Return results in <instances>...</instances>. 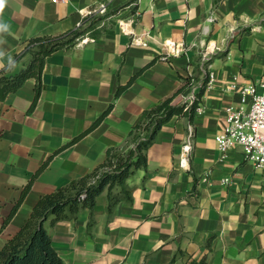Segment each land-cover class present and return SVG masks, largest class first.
Here are the masks:
<instances>
[{
    "label": "crops",
    "instance_id": "0c3cea01",
    "mask_svg": "<svg viewBox=\"0 0 264 264\" xmlns=\"http://www.w3.org/2000/svg\"><path fill=\"white\" fill-rule=\"evenodd\" d=\"M102 3L105 15L85 16ZM89 18L99 19L94 28L47 58L35 108V79L0 102V229L32 183L0 234V250L41 196L105 163L107 151L123 145L143 113L173 96L183 78L202 80L201 53L213 44L214 79L200 110L192 121L175 116L160 130L148 168L126 181L132 201L117 203L111 214L105 190L93 216L86 208L45 226L64 264H264V170L239 146L223 157L216 142L225 109L241 104L232 86L263 91L264 0H5L0 71L31 38L61 35ZM131 33L149 44L133 43ZM170 43L181 54L168 55ZM186 93L173 103L182 105ZM189 126L193 148L184 168Z\"/></svg>",
    "mask_w": 264,
    "mask_h": 264
},
{
    "label": "trees",
    "instance_id": "16d2710c",
    "mask_svg": "<svg viewBox=\"0 0 264 264\" xmlns=\"http://www.w3.org/2000/svg\"><path fill=\"white\" fill-rule=\"evenodd\" d=\"M98 20L97 18L85 19L78 28L61 35H38L28 40L24 50L12 60L14 63L0 71V102L11 93L18 91L27 80L35 79L37 81L36 97L31 109L35 108L42 90L41 76L47 58L56 51L68 49L77 44L89 30L94 28ZM27 56L30 57L29 63L17 71L16 68ZM182 80V86L173 96L143 113L141 120L131 129L123 145L112 147L107 151L105 163L88 175L72 181L69 185L40 197L25 225L0 250V264H64L45 226L49 219L53 224L71 221L86 208L93 216L97 197L105 190H108L111 214L117 203L132 201L130 191L125 188L126 181L138 170L148 168V150L154 144L160 130L175 116L186 117L191 121L194 118L198 101L188 111H185L183 105L173 103L177 95L188 89L192 78ZM124 89L125 87H120L117 96ZM203 92L204 89L199 94V100ZM113 106L112 104L107 109L93 127L103 120ZM31 186L32 183H29L25 187L21 199L5 220L3 228L0 229V234L11 221ZM116 188H119L117 192H115ZM188 264L209 263L206 258H203L191 260Z\"/></svg>",
    "mask_w": 264,
    "mask_h": 264
},
{
    "label": "built area",
    "instance_id": "2783aa9c",
    "mask_svg": "<svg viewBox=\"0 0 264 264\" xmlns=\"http://www.w3.org/2000/svg\"><path fill=\"white\" fill-rule=\"evenodd\" d=\"M56 2H66L67 0H55ZM108 12V7L105 3L99 5L98 8L85 12V16L105 15ZM129 24V23H128ZM128 24H125V29ZM131 32V31H129ZM132 42L147 46L149 39H143L131 33ZM84 40L83 42H86ZM169 54L177 56L181 54L182 49L178 48L176 44L170 43ZM217 45L208 44L201 53V65L204 78L200 81H191L184 97L182 105L185 111L198 101L196 108L199 107V94L206 89L214 79V73L211 71V60L217 51ZM207 78V81H206ZM259 86L263 88L260 92L257 85H243L239 87L234 84V89H239L241 93V104H230L226 109L227 125L224 131L216 137L218 149L226 157L229 150L239 146L243 149L245 159L254 163L257 169L264 170V78ZM194 130L189 126V134L184 145L181 165L184 168L189 167L190 154L193 148ZM227 181V180H225Z\"/></svg>",
    "mask_w": 264,
    "mask_h": 264
},
{
    "label": "clouds",
    "instance_id": "9594fccd",
    "mask_svg": "<svg viewBox=\"0 0 264 264\" xmlns=\"http://www.w3.org/2000/svg\"><path fill=\"white\" fill-rule=\"evenodd\" d=\"M4 6H5V0H0V12H2L3 11V8H4ZM6 26H4V25H0V28H5ZM14 62L10 59L9 60V64L11 65V64H13Z\"/></svg>",
    "mask_w": 264,
    "mask_h": 264
}]
</instances>
